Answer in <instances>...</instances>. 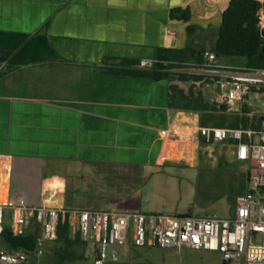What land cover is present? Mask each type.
<instances>
[{
    "label": "crops",
    "instance_id": "obj_1",
    "mask_svg": "<svg viewBox=\"0 0 264 264\" xmlns=\"http://www.w3.org/2000/svg\"><path fill=\"white\" fill-rule=\"evenodd\" d=\"M230 2L0 0V205L66 209L68 179L80 169L159 177L183 159L194 163L202 113L170 108L171 86L195 85L219 104V71L230 66L217 58L213 69L206 54L214 53ZM178 8L190 10V20L171 17ZM186 48L204 53L203 63L189 56L191 67L160 81L109 71L154 60L158 49ZM185 75L203 80H180ZM226 113L242 115L238 105ZM15 211L4 210L10 228ZM37 229L40 237L32 221L27 233Z\"/></svg>",
    "mask_w": 264,
    "mask_h": 264
},
{
    "label": "built area",
    "instance_id": "obj_2",
    "mask_svg": "<svg viewBox=\"0 0 264 264\" xmlns=\"http://www.w3.org/2000/svg\"><path fill=\"white\" fill-rule=\"evenodd\" d=\"M259 29L264 34V7L258 13ZM209 67L219 69L215 53H207ZM154 60L141 61L142 69H150ZM223 94L219 106L232 111L238 105L242 113L246 99L253 93L264 99V69H224ZM256 127L218 128L204 126L200 135L207 144L229 143L235 148L236 160L245 165L248 190L237 197L232 216H195L187 213H145L118 209H59L41 205L27 210L24 201L0 205V236L7 226L5 208L16 210L11 226L17 236L27 233L34 221L42 230L33 253L19 250L2 251L0 264H29L32 259L44 256L45 245L58 240V227L68 216L72 231L81 232L95 245V264L118 263L120 256L115 247H158L161 249H195L220 252L224 264H264V116L255 119L256 113L247 114ZM259 116V115H258ZM255 120V121H254ZM112 250V251H111ZM111 251V253H110Z\"/></svg>",
    "mask_w": 264,
    "mask_h": 264
},
{
    "label": "rangeland",
    "instance_id": "obj_3",
    "mask_svg": "<svg viewBox=\"0 0 264 264\" xmlns=\"http://www.w3.org/2000/svg\"><path fill=\"white\" fill-rule=\"evenodd\" d=\"M227 62L230 67H245L243 58H232ZM217 92L213 98H216ZM246 104L250 112L264 116V99L251 93ZM188 160L191 162L183 159L175 166H166L159 177L154 174L141 176L136 170L129 171L133 172L129 176L124 169L106 167L80 169L77 175L69 178L71 187L76 190L78 205L83 209L188 213L220 218L232 216L235 205H230L224 196L246 173L245 165L236 160L235 148L229 143L206 144L199 149L194 163L191 158ZM130 204H138L139 207L128 209ZM57 246L54 242L45 245L40 264H55L50 257ZM95 249V245L89 242L85 251L86 260L77 264H95ZM114 251L120 256L118 264H224L220 252L206 250L127 245L115 247Z\"/></svg>",
    "mask_w": 264,
    "mask_h": 264
},
{
    "label": "trees",
    "instance_id": "obj_4",
    "mask_svg": "<svg viewBox=\"0 0 264 264\" xmlns=\"http://www.w3.org/2000/svg\"><path fill=\"white\" fill-rule=\"evenodd\" d=\"M264 7V0H231L228 8L224 11L219 38L214 50L217 58L232 59L243 58L245 67L252 69H264V34L259 29L258 13ZM171 17L180 20H190V10L174 9ZM192 31V29H191ZM197 56V62L203 63L204 53L195 52L191 48L184 50L158 49L154 58V65L150 69H137L138 61H122L119 69L111 68L109 71L119 74L142 76L160 81L169 78V70L174 68H188L189 56ZM180 80L201 81V76H180ZM169 106L172 109L187 112L202 113L201 126H213L218 128H248L256 127L250 122L247 114L250 112L246 107L242 115H228L224 106L206 101L203 93L197 90L195 85L188 92L181 90L178 86H171L169 95ZM255 121V120H254ZM202 139L201 146L206 145ZM248 174L239 179L237 185H233L224 197L230 205H235L237 197L244 195L248 190ZM76 190L71 187L68 179L65 195V206L67 210L80 209L76 198ZM83 209V208H82ZM188 214V213H187ZM39 230L17 236L12 229L6 226L4 233L0 236V253L2 251L13 253L23 250L33 253L37 247ZM57 247L52 250L51 261L55 264H77L86 260L85 251L89 242L84 239L81 232H72L68 216L58 227ZM5 249V250H4ZM96 253V251H95ZM36 264V259H33ZM118 264V263H108Z\"/></svg>",
    "mask_w": 264,
    "mask_h": 264
}]
</instances>
